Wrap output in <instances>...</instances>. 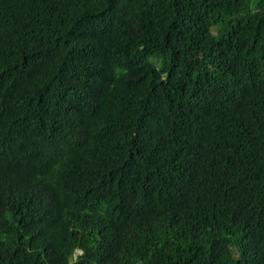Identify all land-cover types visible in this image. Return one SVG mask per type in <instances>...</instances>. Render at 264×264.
I'll use <instances>...</instances> for the list:
<instances>
[{
    "label": "trees",
    "instance_id": "trees-1",
    "mask_svg": "<svg viewBox=\"0 0 264 264\" xmlns=\"http://www.w3.org/2000/svg\"><path fill=\"white\" fill-rule=\"evenodd\" d=\"M0 264H264V0H0Z\"/></svg>",
    "mask_w": 264,
    "mask_h": 264
},
{
    "label": "clouds",
    "instance_id": "clouds-1",
    "mask_svg": "<svg viewBox=\"0 0 264 264\" xmlns=\"http://www.w3.org/2000/svg\"><path fill=\"white\" fill-rule=\"evenodd\" d=\"M80 252V254H82V251H77V253Z\"/></svg>",
    "mask_w": 264,
    "mask_h": 264
},
{
    "label": "rangeland",
    "instance_id": "rangeland-1",
    "mask_svg": "<svg viewBox=\"0 0 264 264\" xmlns=\"http://www.w3.org/2000/svg\"><path fill=\"white\" fill-rule=\"evenodd\" d=\"M77 254H80V252H78Z\"/></svg>",
    "mask_w": 264,
    "mask_h": 264
}]
</instances>
